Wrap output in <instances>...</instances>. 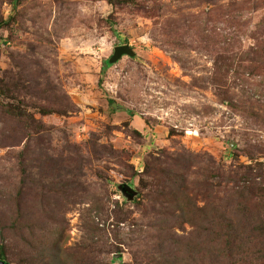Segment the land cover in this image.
<instances>
[{
  "label": "rangeland",
  "instance_id": "1",
  "mask_svg": "<svg viewBox=\"0 0 264 264\" xmlns=\"http://www.w3.org/2000/svg\"><path fill=\"white\" fill-rule=\"evenodd\" d=\"M0 24V79L46 129L0 113V238L23 221L48 245L61 238L62 264H242L146 172L159 160L190 183L213 168L264 176V0H0ZM121 46L136 57L107 67ZM27 148L22 168L10 153ZM55 160L83 166L58 199L43 193ZM10 242L9 264L43 258Z\"/></svg>",
  "mask_w": 264,
  "mask_h": 264
},
{
  "label": "trees",
  "instance_id": "2",
  "mask_svg": "<svg viewBox=\"0 0 264 264\" xmlns=\"http://www.w3.org/2000/svg\"><path fill=\"white\" fill-rule=\"evenodd\" d=\"M23 1L24 0H19V4L22 5ZM106 65L109 68L112 67L109 61ZM15 93L13 82L7 85L4 79H0V113L22 123V128L26 133L36 131L38 128L46 130L42 123H37L36 120L23 111L24 106L21 105L23 102H20V107L18 106ZM6 102L10 104H6ZM13 104H16V106ZM42 113L51 114L52 110H42ZM29 136L32 137L33 134H29ZM39 140H43V136H40ZM29 149L27 148L20 153H10L12 157L14 156L17 159L18 164H20L22 168L30 153ZM103 149L104 147L95 145L93 154L102 156ZM181 160H183V162L185 161L184 159ZM55 161L56 163L50 165L46 163V165L49 166L46 172H49L51 169L54 171L53 179H56L55 188L50 190V186H48L46 188L48 190L43 191V193L50 194L58 199V197L60 195L62 196V193H64L63 191L67 190L71 192L76 189L77 185H80L82 180L81 177L78 176L79 170L77 169L79 168L82 170L81 168H83V166L77 168L75 164L67 163L66 160ZM155 162V167H149L146 175L152 178L155 184L156 182L160 184L164 177L168 178L167 184L161 186V189L164 191L167 186H171L169 205L173 206L172 209L180 211L183 217L187 218V223H190L192 226L195 225V220L191 219L193 215H198L199 218H203L201 221L205 227L204 233H206L208 237H213L214 242H219V244L224 247L229 244V250L242 251L243 257H245L242 264H264V244H258V250H254L257 249L258 240L259 242L264 241L263 175H254L253 171L249 168L247 171L244 168L243 171L229 173L218 168H213L212 170L208 169L207 173L204 174V183H190L187 176L182 174L181 166L178 168L181 171L167 173L168 170H165L162 165L159 166V164H157L159 160ZM52 167H54V169ZM258 178H261V181H257ZM213 180L216 182L214 181L215 183H213ZM155 186L158 187V184ZM23 190L22 188L19 198L24 195ZM51 192H53V194ZM211 192H214L213 195L216 194V196H211ZM225 196L226 200H224ZM156 198L158 199V197ZM198 201L204 203V206L199 207ZM216 201L222 203L225 213L219 212V210L217 211L218 204ZM150 204L155 206L153 202ZM154 206H151V211L155 208ZM212 211L213 214L210 215ZM18 213L23 214L21 210H19ZM42 232V229H36L31 225L26 229V222L20 221L19 224L14 223L8 228H5V231L1 233L5 238H0V241L8 243L17 239V243L26 245L28 250L33 244L38 246L37 252H40V255L43 256L41 260L37 258L33 259L38 264L69 263L70 260L68 255L62 250V246L58 245L61 242V238L58 237V239L53 240L51 245H48L43 240L45 235H39V233ZM35 236L42 238L41 243L35 242ZM161 243L162 242H160V246L162 247L163 244L161 245ZM42 244L44 251L40 247ZM9 246L12 247V245ZM7 249L8 247L4 246V244L0 246V259L5 262H8L7 259L10 255ZM48 249L50 250L48 251ZM45 252L46 256H44ZM22 253L24 254V251ZM253 255H255V257H253ZM22 257H25L27 261L24 262V260L21 259L20 264H31L27 255Z\"/></svg>",
  "mask_w": 264,
  "mask_h": 264
},
{
  "label": "water",
  "instance_id": "3",
  "mask_svg": "<svg viewBox=\"0 0 264 264\" xmlns=\"http://www.w3.org/2000/svg\"><path fill=\"white\" fill-rule=\"evenodd\" d=\"M126 56L130 58H134L136 57V54L133 51V49L129 46L118 47L115 51L113 58L110 60V64L112 65L116 64ZM120 189L122 190L124 196L127 198L128 201H133L137 197V192L128 185L121 186ZM0 264H9V263L0 260Z\"/></svg>",
  "mask_w": 264,
  "mask_h": 264
}]
</instances>
